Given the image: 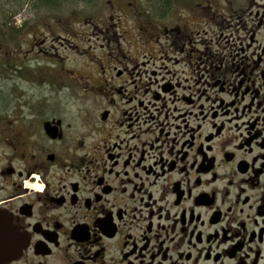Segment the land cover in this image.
<instances>
[{"label":"flooded vegetation","instance_id":"flooded-vegetation-1","mask_svg":"<svg viewBox=\"0 0 264 264\" xmlns=\"http://www.w3.org/2000/svg\"><path fill=\"white\" fill-rule=\"evenodd\" d=\"M144 1L91 76L62 20L0 24V264H264V0Z\"/></svg>","mask_w":264,"mask_h":264},{"label":"rangeland","instance_id":"rangeland-1","mask_svg":"<svg viewBox=\"0 0 264 264\" xmlns=\"http://www.w3.org/2000/svg\"><path fill=\"white\" fill-rule=\"evenodd\" d=\"M17 1L24 3H22V5L15 4V2ZM107 1L108 0H53V3L50 5L44 6L43 4H40V6H34L32 3H29V0H0V24L7 23L9 25L10 20H8V18L11 15H15L16 12H18V10L20 9L21 11L17 14H21V16L19 17L21 18V21H18V24H22L25 20H28L29 23H32V20L34 18H42L46 15H51L53 17L54 25L58 20H62L61 22H64V24L69 27V31H71L70 34L72 35L66 37L68 40H66L67 42L62 41V45H60L57 41L53 42V45L56 49H54L53 52L55 59L52 62L51 68L62 67L65 70L74 72V74L78 75V77L81 74L85 73L91 76L92 74H94L92 69L95 67V63L99 62L100 59L103 58V55H101V53L106 52L100 51L99 47L101 44H107L105 35L98 33L100 31V27L107 26V24L100 22L98 14H115V18L119 17L120 15H125L126 19L124 16L122 24L117 29L119 31H122L128 30L127 28H129V24L132 25V23L127 22V16H129V14L131 13V10H128L129 4L133 5L135 3H138L141 9L145 7L144 0H114L115 7L111 9L107 4ZM200 1L201 0H198V3L206 5V0H202L201 2ZM211 1L214 10L217 9L216 7L220 8L219 4H221V0ZM183 4H188V2H182V6H177V9L180 10V15L182 16V19L185 20L187 19L189 8L184 6ZM30 8H34L37 11L30 10ZM154 9L156 12L158 11V8ZM197 13L200 15V9L197 10ZM11 25L12 24H10L7 29L10 34L9 38L7 39V45L9 46H12L13 36L11 33L13 26ZM108 36L111 37L113 36V34H108ZM19 40L21 42V45L25 48L24 43L27 41V34L21 36ZM119 41L121 42L122 40L117 39L116 42ZM116 42H112L111 46H116ZM122 47L126 46L122 44ZM116 49L117 48L114 47V52H116ZM56 54L58 56H56ZM103 61L105 62V60ZM55 76L57 77L58 75L55 74ZM1 79L2 77L0 75V80ZM63 79L64 86L68 88L67 91L62 92V87L59 83L50 86V91L52 90L54 94L65 93L68 95H71L74 90L75 92L78 91V93H80L81 90L79 91L76 86L75 89L73 88V86H71L74 83L71 75L68 77V79L65 77H63ZM60 83L62 84L61 81ZM3 84H5L7 87L9 83L5 82ZM14 84L16 83L14 82ZM16 85L20 87V91L22 94H26L29 96L35 93L40 94L43 91L47 93L49 92V87H33L28 84L26 85L25 83ZM9 90V88L6 89V94H9ZM29 96L26 97V100Z\"/></svg>","mask_w":264,"mask_h":264},{"label":"trees","instance_id":"trees-1","mask_svg":"<svg viewBox=\"0 0 264 264\" xmlns=\"http://www.w3.org/2000/svg\"><path fill=\"white\" fill-rule=\"evenodd\" d=\"M24 1H25V0H24ZM22 3H24V2H18V1L15 2V4H21V5H22ZM18 11H19V10H18ZM15 12H16V11H15ZM15 12H14V13H15ZM12 13H13V12H12Z\"/></svg>","mask_w":264,"mask_h":264}]
</instances>
